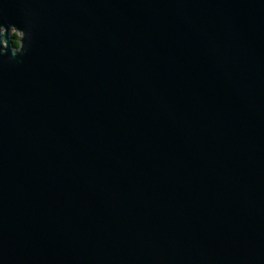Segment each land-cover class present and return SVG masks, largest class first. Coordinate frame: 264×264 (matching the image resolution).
<instances>
[{"label": "water", "instance_id": "water-1", "mask_svg": "<svg viewBox=\"0 0 264 264\" xmlns=\"http://www.w3.org/2000/svg\"><path fill=\"white\" fill-rule=\"evenodd\" d=\"M0 20L32 40L0 60V264H264V0Z\"/></svg>", "mask_w": 264, "mask_h": 264}, {"label": "clouds", "instance_id": "clouds-1", "mask_svg": "<svg viewBox=\"0 0 264 264\" xmlns=\"http://www.w3.org/2000/svg\"><path fill=\"white\" fill-rule=\"evenodd\" d=\"M27 41V44H26ZM31 36L15 23L5 24L0 20V60H17L31 47Z\"/></svg>", "mask_w": 264, "mask_h": 264}]
</instances>
